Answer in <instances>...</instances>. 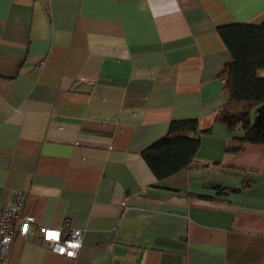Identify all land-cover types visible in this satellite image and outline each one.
Masks as SVG:
<instances>
[{
	"label": "crops",
	"instance_id": "0c3cea01",
	"mask_svg": "<svg viewBox=\"0 0 264 264\" xmlns=\"http://www.w3.org/2000/svg\"><path fill=\"white\" fill-rule=\"evenodd\" d=\"M263 20L264 0H0V204L84 230L77 257L34 230L7 264H264V144L231 151L216 121L218 28ZM187 118L194 162L160 180L143 151Z\"/></svg>",
	"mask_w": 264,
	"mask_h": 264
},
{
	"label": "trees",
	"instance_id": "16d2710c",
	"mask_svg": "<svg viewBox=\"0 0 264 264\" xmlns=\"http://www.w3.org/2000/svg\"><path fill=\"white\" fill-rule=\"evenodd\" d=\"M218 30L233 58L222 71L228 102L217 112L216 121L238 133L228 147L231 151L264 144V76L260 75L264 69V20L225 24ZM200 132L196 118L174 120L168 133L143 151L158 179L192 166L200 147ZM235 189L218 186L220 194Z\"/></svg>",
	"mask_w": 264,
	"mask_h": 264
},
{
	"label": "built area",
	"instance_id": "2783aa9c",
	"mask_svg": "<svg viewBox=\"0 0 264 264\" xmlns=\"http://www.w3.org/2000/svg\"><path fill=\"white\" fill-rule=\"evenodd\" d=\"M26 197V192L19 190L15 193L13 203L0 204V264L8 263L15 239H27L34 230L42 235L43 243L48 248L68 257H77L83 243L84 230L73 227L69 220L60 226L38 223L33 215L24 213Z\"/></svg>",
	"mask_w": 264,
	"mask_h": 264
},
{
	"label": "snow or ice",
	"instance_id": "6c2138e0",
	"mask_svg": "<svg viewBox=\"0 0 264 264\" xmlns=\"http://www.w3.org/2000/svg\"><path fill=\"white\" fill-rule=\"evenodd\" d=\"M52 235H55V234H52Z\"/></svg>",
	"mask_w": 264,
	"mask_h": 264
}]
</instances>
